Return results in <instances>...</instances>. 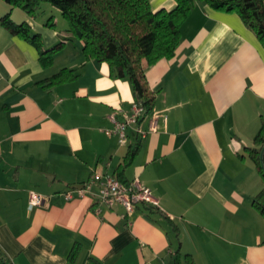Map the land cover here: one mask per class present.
<instances>
[{
  "label": "crops",
  "instance_id": "crops-1",
  "mask_svg": "<svg viewBox=\"0 0 264 264\" xmlns=\"http://www.w3.org/2000/svg\"><path fill=\"white\" fill-rule=\"evenodd\" d=\"M59 14L48 2L29 15L0 0V19L26 23L44 48L60 43L43 66L35 46L0 22V253L10 264H173L176 250L194 264H264V219L252 205L264 181L248 152L264 122L256 33L195 0L174 55L144 72L151 113L119 144L105 130L111 114L132 111L130 83L86 59L82 42L57 27ZM64 68L75 77L47 84ZM94 172L138 177L159 207L126 214L101 203L96 182L84 187ZM30 190L47 197L43 205L27 206Z\"/></svg>",
  "mask_w": 264,
  "mask_h": 264
},
{
  "label": "trees",
  "instance_id": "trees-1",
  "mask_svg": "<svg viewBox=\"0 0 264 264\" xmlns=\"http://www.w3.org/2000/svg\"><path fill=\"white\" fill-rule=\"evenodd\" d=\"M174 1V7L169 10H153L149 0H4L29 15H35L43 2L58 8L67 22L69 37L66 39L80 40L86 59L106 62L113 75L129 81L134 101L143 107L137 123L151 113L155 97L147 86L144 72L157 59L171 58L174 55L180 43V24L195 3V0ZM201 1L212 9L237 14L264 44V0ZM0 22L3 27L28 39L35 46L41 65L47 66L52 62L60 43L44 48L40 35L31 33L26 23H14L8 16L2 17ZM67 75L75 77L72 70L64 68L51 75L47 84L63 81L68 78ZM253 143L254 146L248 148L249 158L264 181V149L261 154L264 147V122L256 132ZM139 145L140 141L137 140L135 146L128 147L120 168L131 162ZM114 177L127 182L118 175ZM252 197L253 207L264 219V185ZM172 260L173 264H194L189 253L182 254L178 250L173 252ZM0 264H10L2 253Z\"/></svg>",
  "mask_w": 264,
  "mask_h": 264
},
{
  "label": "built area",
  "instance_id": "built-area-1",
  "mask_svg": "<svg viewBox=\"0 0 264 264\" xmlns=\"http://www.w3.org/2000/svg\"><path fill=\"white\" fill-rule=\"evenodd\" d=\"M143 107L137 102H134L132 111L129 114H122L120 119L111 114L110 118L113 122L111 129H106V134H116L119 144H126L127 142V128L137 123V117L142 113ZM154 127V126H153ZM152 127V128H153ZM144 136V132H140ZM98 184V199L101 203L111 207L115 204L120 205L129 214L139 204H147L159 207L157 199L152 195L149 188L142 184L138 177H134L130 181L122 182L112 174H103L94 172L90 179L84 184L85 189H89L93 183ZM69 197V195H67ZM47 197L30 190L28 205L30 207L43 205Z\"/></svg>",
  "mask_w": 264,
  "mask_h": 264
},
{
  "label": "rangeland",
  "instance_id": "rangeland-1",
  "mask_svg": "<svg viewBox=\"0 0 264 264\" xmlns=\"http://www.w3.org/2000/svg\"><path fill=\"white\" fill-rule=\"evenodd\" d=\"M67 22L62 17L61 14L58 15V23L56 24L59 29H64L63 27H66ZM64 25V26H63Z\"/></svg>",
  "mask_w": 264,
  "mask_h": 264
},
{
  "label": "water",
  "instance_id": "water-1",
  "mask_svg": "<svg viewBox=\"0 0 264 264\" xmlns=\"http://www.w3.org/2000/svg\"><path fill=\"white\" fill-rule=\"evenodd\" d=\"M263 149H264V147H263L262 150H261V154H262V152H263Z\"/></svg>",
  "mask_w": 264,
  "mask_h": 264
}]
</instances>
